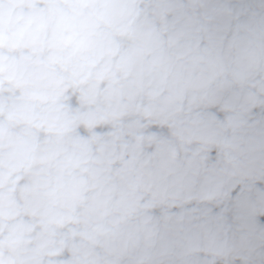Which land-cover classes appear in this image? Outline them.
I'll list each match as a JSON object with an SVG mask.
<instances>
[{
	"label": "clouds",
	"instance_id": "obj_1",
	"mask_svg": "<svg viewBox=\"0 0 264 264\" xmlns=\"http://www.w3.org/2000/svg\"><path fill=\"white\" fill-rule=\"evenodd\" d=\"M0 264H264V0H0Z\"/></svg>",
	"mask_w": 264,
	"mask_h": 264
}]
</instances>
